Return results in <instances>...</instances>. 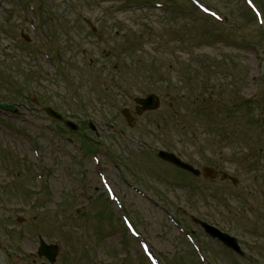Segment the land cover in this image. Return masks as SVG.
<instances>
[{
  "label": "rangeland",
  "instance_id": "rangeland-1",
  "mask_svg": "<svg viewBox=\"0 0 264 264\" xmlns=\"http://www.w3.org/2000/svg\"><path fill=\"white\" fill-rule=\"evenodd\" d=\"M197 1L0 0V264H264V0Z\"/></svg>",
  "mask_w": 264,
  "mask_h": 264
},
{
  "label": "water",
  "instance_id": "water-1",
  "mask_svg": "<svg viewBox=\"0 0 264 264\" xmlns=\"http://www.w3.org/2000/svg\"><path fill=\"white\" fill-rule=\"evenodd\" d=\"M136 102L140 104V107L136 108V113L140 114L143 110H151L155 109L158 105V99L154 95H149L145 99H136ZM50 114L58 117V115L50 110H48ZM122 114L126 117V120L129 122L131 120L128 112L126 109L122 111ZM67 125H70L72 128L75 126L71 123H67ZM159 156L165 160L172 161L173 163L177 164L178 166L186 169L187 171H190L193 174H198V171L195 170L192 166L186 165L182 163L179 159H176L172 154H168L166 152L160 151ZM202 227L205 229L206 232H208L212 237L218 238L220 241H222L226 246L240 252L239 247L236 243V240L229 235L220 232L216 228L209 226L205 223L201 222ZM39 254H44L51 262L54 260L55 254H56V246L54 245H46L43 242H40Z\"/></svg>",
  "mask_w": 264,
  "mask_h": 264
}]
</instances>
